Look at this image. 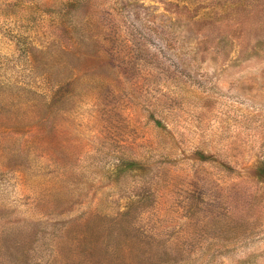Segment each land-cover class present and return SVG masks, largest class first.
Returning <instances> with one entry per match:
<instances>
[{
	"label": "rangeland",
	"instance_id": "rangeland-1",
	"mask_svg": "<svg viewBox=\"0 0 264 264\" xmlns=\"http://www.w3.org/2000/svg\"><path fill=\"white\" fill-rule=\"evenodd\" d=\"M260 166L264 0H0V264H264Z\"/></svg>",
	"mask_w": 264,
	"mask_h": 264
},
{
	"label": "trees",
	"instance_id": "trees-1",
	"mask_svg": "<svg viewBox=\"0 0 264 264\" xmlns=\"http://www.w3.org/2000/svg\"><path fill=\"white\" fill-rule=\"evenodd\" d=\"M199 159L201 161H209L211 160L212 158L211 157H206L205 155L203 154H200L199 156ZM130 165H136L135 162H132V163H129ZM255 175H256V178L258 181L264 183V166H260V167H257L255 169Z\"/></svg>",
	"mask_w": 264,
	"mask_h": 264
}]
</instances>
